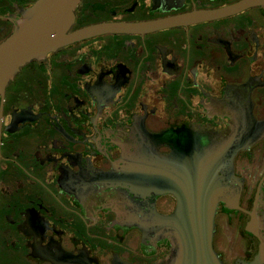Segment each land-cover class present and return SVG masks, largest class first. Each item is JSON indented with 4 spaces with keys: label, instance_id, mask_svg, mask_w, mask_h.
Segmentation results:
<instances>
[{
    "label": "flooded vegetation",
    "instance_id": "obj_1",
    "mask_svg": "<svg viewBox=\"0 0 264 264\" xmlns=\"http://www.w3.org/2000/svg\"><path fill=\"white\" fill-rule=\"evenodd\" d=\"M35 1L0 0V42ZM238 1L81 0L70 31ZM135 126L254 136L234 155L240 193L235 208L218 204L213 235L223 264L254 258L260 240L248 224L255 217L261 230L264 214V5L215 21L95 35L24 66L0 91V264H155L170 254L168 242L146 243L124 223L138 191L98 193L115 162L133 153L125 142ZM153 203L169 215L177 198L167 192Z\"/></svg>",
    "mask_w": 264,
    "mask_h": 264
},
{
    "label": "water",
    "instance_id": "obj_2",
    "mask_svg": "<svg viewBox=\"0 0 264 264\" xmlns=\"http://www.w3.org/2000/svg\"><path fill=\"white\" fill-rule=\"evenodd\" d=\"M80 2L36 0L21 12L10 35L0 42V91L31 61L43 59L58 49L95 35L153 31L215 21L264 5V0H240L227 6L193 10L153 22H107L71 32L75 9ZM255 124L260 125L253 121ZM251 139L255 138L249 137L248 133L241 137L235 133L223 137L212 135L204 127L151 133L142 126H135L125 142L133 146V153L130 157L123 155L115 162L110 172L114 176L107 174L106 181L99 182L98 193L110 191L116 197L126 187L134 194L138 191L136 195L140 197L136 199L139 202L132 198L131 203L141 210L132 207L125 212L124 223L140 228L146 243L166 241L170 244V254L155 264H223L213 248L214 218L220 202L227 208H235L241 185L231 180L233 158L237 151L250 144ZM162 145L169 146L171 152L160 153L158 149ZM167 192L175 195L177 206L171 214L164 215L156 211L153 201ZM124 204L129 206L128 198ZM261 221V230L255 217L248 224L253 227L248 230L260 240L254 258L250 261L239 259L234 264H264V214Z\"/></svg>",
    "mask_w": 264,
    "mask_h": 264
}]
</instances>
